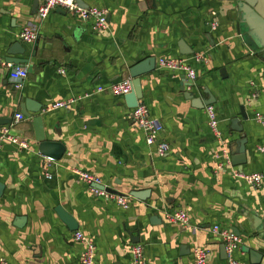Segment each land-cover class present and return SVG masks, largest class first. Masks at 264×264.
Segmentation results:
<instances>
[{
  "label": "crops",
  "instance_id": "crops-1",
  "mask_svg": "<svg viewBox=\"0 0 264 264\" xmlns=\"http://www.w3.org/2000/svg\"><path fill=\"white\" fill-rule=\"evenodd\" d=\"M40 4L0 0V57L5 59L4 43L10 39L21 41L31 59L20 88L0 67V126L27 142L17 150L0 149V259L81 264L86 246L61 219L57 207L62 206L94 242L95 264H131L132 237H140L151 264H195L198 248L210 251L209 264H264V182L256 189L235 176L264 172L259 148L264 125L251 119L256 134L246 154L250 164L221 168L216 159L225 149L237 154L231 152L239 134L228 113L240 114L241 105L252 115L264 112V62L247 55L237 28L238 0H81L83 8L108 11L109 26L101 32L92 20L62 7L41 19ZM27 25L39 31L34 43L20 38ZM185 49L205 53V62H192ZM147 57L192 63L197 78L189 91L215 101L220 138L210 129L208 106L195 108L184 97L187 74L157 66L144 78L141 103L160 121L158 139L170 149L161 156L158 144L147 143L125 97L101 90L131 78L130 64ZM18 91L24 98L18 99ZM25 98L45 108L75 102L44 110L39 121L31 113L14 124ZM45 132L66 146L63 160H48L36 150V138ZM78 172L121 192L149 190L150 197L133 198L125 209L80 180ZM179 210L188 212V224L169 218ZM154 215L160 223L151 222ZM215 225L242 238L236 259H224Z\"/></svg>",
  "mask_w": 264,
  "mask_h": 264
},
{
  "label": "built area",
  "instance_id": "built-area-1",
  "mask_svg": "<svg viewBox=\"0 0 264 264\" xmlns=\"http://www.w3.org/2000/svg\"><path fill=\"white\" fill-rule=\"evenodd\" d=\"M41 4L38 10L39 16L41 19H45L49 13H51L54 9L58 7L65 8L67 11H70L72 14L77 15L83 21L92 20L93 27L98 32L105 31L108 29V11L104 8L99 7H89L83 8L79 5L77 0H40ZM211 26L216 29L217 23L213 22ZM20 38L27 43H34L39 38V31L34 28L32 25L24 26L21 31ZM195 63L205 62V53H198L193 56L191 60ZM157 66L160 69H167L171 71H183L187 74L188 78L194 81L197 78L196 69L193 67L192 63L188 62V60L178 59V58H160ZM0 67L7 69L10 73V78L14 81L15 86L20 88L23 85V82L28 78L29 70L24 65H13L8 64L0 57ZM133 89V81L132 78L125 79L120 81L108 89H101L102 91H108L116 96H124L131 92ZM258 97V91H255L253 94V98ZM75 100H66V101H58L52 104L50 107L45 109V112H50L52 110L67 107L71 105ZM47 110V111H46ZM207 115L209 118V125L211 131L216 135V137L220 138L222 136V132L219 126V119L217 116L216 108L214 105H209L207 107ZM25 115L23 113H17L14 117V124L23 121ZM132 118L136 122V124L142 129V131L146 135V141L149 145L158 144V152L159 155L165 156L167 155L170 146L168 143L164 141H160L158 139L159 134L162 131V125L158 119H156L149 109V107L140 103L139 106L133 108L132 110ZM255 121L259 124L264 125V112H257L254 117ZM13 124V125H14ZM5 143L10 144H18L22 146L23 144H27L23 140L19 139L17 135L12 132L10 127L0 128V149L3 147ZM261 151H264V145L259 147ZM217 158L219 159V167H224L225 165L232 166L231 154L229 150H222L221 152L216 153ZM225 159H222V158ZM80 180L85 182L87 185L97 184L99 183L98 179L91 173L88 172H78L77 173ZM237 178L243 179L252 185L254 188H260L264 182V172L261 173H239L237 172L235 175ZM94 189V188H93ZM101 195H106L109 199H112L117 205L128 209L131 205V200L133 199L130 195L125 196H115L104 191H100L94 189ZM173 222H179L183 224H188L190 221V216L187 211L179 210L169 217ZM214 231L219 233L223 239V243L226 246V251L229 256V259L232 261L234 252L240 247L242 243V238L236 235L234 232L230 230L223 229L220 225H215ZM74 239L77 242H80L86 246V250L83 253L81 264H95L96 260V246L94 242L81 230L75 231ZM131 264H151L145 254V247L140 243H136L132 246L131 249ZM210 259V251L206 248H198L195 250V264H209ZM0 264H10L5 259H0Z\"/></svg>",
  "mask_w": 264,
  "mask_h": 264
},
{
  "label": "water",
  "instance_id": "water-1",
  "mask_svg": "<svg viewBox=\"0 0 264 264\" xmlns=\"http://www.w3.org/2000/svg\"><path fill=\"white\" fill-rule=\"evenodd\" d=\"M81 0H77L80 4ZM238 9H239V17H238V31L241 34L243 43L247 50V55L253 56V58L257 57L260 58L262 63L264 62V0H238ZM4 49V57L5 62L8 64L13 65H24L30 64L31 59L28 58V48L18 40H6ZM185 53L189 55V57L195 56L197 53L196 50H187L185 49ZM264 64V63H263ZM261 69V68H260ZM157 70V59L156 57H147L146 59L132 63L129 66V72L133 81V89L128 94L124 95L126 99V103L130 108H135L139 106L141 101L144 99V92H143V82L145 76L152 75ZM9 73V72H8ZM10 76V73H9ZM182 79L185 81L181 84V90L184 92V97L186 99H191L192 105L195 108H205L206 106L214 104V100L210 99L208 101H204L200 97H195V91H189L190 88L194 87L193 81L189 80L188 77L184 76ZM23 92L18 91L17 97L18 99L24 98ZM47 108V107H46ZM45 105L39 102H36L35 99L32 98H25L24 102L22 103V112L25 116L30 117L31 113H34L38 118V121L42 117V112L46 109ZM240 114L230 112L228 113V119L232 124L233 130L239 134L235 138L238 147L232 154L237 152L236 155H231L232 166H240V165H247L250 164L248 161V157H246L247 150H250L252 147L254 148L255 141L252 135L256 134V128L252 125V120L255 117L254 115L250 114V112H246L247 110L244 108L243 105L240 107ZM261 112V111H258ZM41 116V117H40ZM252 116V118H251ZM252 119V120H251ZM14 120V119H12ZM255 120V119H254ZM13 122V121H12ZM2 123H7L2 121ZM88 123H91V121ZM4 126H0L2 128ZM252 137V141H249V138ZM36 150L46 159L51 161H59L63 160L66 156L67 148L63 144V142L51 138L47 135V133H40L36 138ZM4 149H19V145L17 144H10L5 143ZM238 156V157H236ZM236 157V158H235ZM252 166V163L251 165ZM245 172V171H244ZM250 172V171H248ZM246 172V174H250ZM92 188L104 191L111 195L115 196H125L130 195L135 199L141 201H147L150 197V191H141L138 189H130L128 193L118 191L117 189H113L108 187L105 184H92ZM57 212L60 215L61 219L66 223L68 228L72 231L81 230L79 223L77 220L64 209L62 206L60 208L57 207ZM160 216H163L161 213ZM160 218V217H159ZM163 219V218H162ZM151 222L160 223L158 220V216L154 215L151 218ZM132 241L138 243L141 241L139 238H133ZM238 249L234 252L233 258L236 259V253ZM223 257L226 260H230L229 256L226 251V246L223 244Z\"/></svg>",
  "mask_w": 264,
  "mask_h": 264
}]
</instances>
